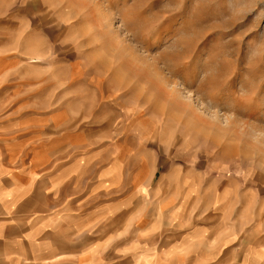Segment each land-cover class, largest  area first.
Masks as SVG:
<instances>
[{
	"label": "rangeland",
	"instance_id": "374dc122",
	"mask_svg": "<svg viewBox=\"0 0 264 264\" xmlns=\"http://www.w3.org/2000/svg\"><path fill=\"white\" fill-rule=\"evenodd\" d=\"M49 3L46 56L0 88L23 148L0 160L129 209L215 216L264 261V0Z\"/></svg>",
	"mask_w": 264,
	"mask_h": 264
},
{
	"label": "crops",
	"instance_id": "0c3cea01",
	"mask_svg": "<svg viewBox=\"0 0 264 264\" xmlns=\"http://www.w3.org/2000/svg\"><path fill=\"white\" fill-rule=\"evenodd\" d=\"M50 1L0 0V88L23 82L31 62L46 56V29L62 22ZM30 25L42 36L32 38ZM6 99L0 97V154L20 153V141L8 139L21 135ZM35 169L0 160V264H264L241 257L238 236L215 216L202 222L185 205L169 203L129 209Z\"/></svg>",
	"mask_w": 264,
	"mask_h": 264
}]
</instances>
